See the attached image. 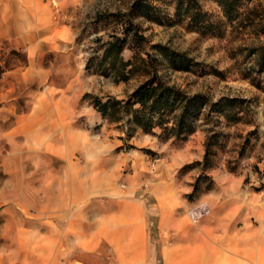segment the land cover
I'll return each mask as SVG.
<instances>
[{
	"label": "crops",
	"instance_id": "obj_1",
	"mask_svg": "<svg viewBox=\"0 0 264 264\" xmlns=\"http://www.w3.org/2000/svg\"><path fill=\"white\" fill-rule=\"evenodd\" d=\"M60 37L46 0H0V39L28 60L12 72L40 77L28 110L16 112L14 105V123L5 131L0 122V145L4 135L14 142V168L42 157L49 170L41 180L43 207L32 214L43 218L41 233L34 219L0 224V233H18L0 239V264H264V195L240 193L234 203L221 192L206 194L211 212L192 224L183 196L192 185L173 171L194 158L174 150L152 159L139 150L153 147L150 138H126L92 106L77 107L73 84L49 82V69L39 60L35 66V57ZM84 118L100 128H88Z\"/></svg>",
	"mask_w": 264,
	"mask_h": 264
},
{
	"label": "rangeland",
	"instance_id": "obj_2",
	"mask_svg": "<svg viewBox=\"0 0 264 264\" xmlns=\"http://www.w3.org/2000/svg\"><path fill=\"white\" fill-rule=\"evenodd\" d=\"M46 1L62 37L54 48L36 56L35 64L39 60L49 69L48 81L52 84L75 86V96L80 98L78 108L85 111L93 107V96L125 98L142 82L143 78L138 76L115 82L111 76L97 73L94 65L86 68L91 59L94 62L102 54L103 45L112 34L122 32L128 18L143 38L140 44L131 42L124 48L126 59L132 56L135 49L155 53L154 45H164L185 54L190 63L188 70L160 65L158 69L169 83L190 94L204 95L208 103L228 96L242 99L249 105L251 111L246 119L250 121L233 123L213 115L211 122L207 123L201 118L195 130L180 140H164L157 129L156 134L141 129L134 133L151 139L153 147L139 150L152 159L164 158L165 154L174 150H183L194 158L173 171L180 183H191L192 190L197 184V192L192 193L191 190L183 195L189 204L187 211L198 202L207 203L212 209L204 197L214 191L221 192L220 198L234 203L241 197L240 193L255 191L264 195V70L257 56L259 47L264 45V34L261 33L264 0H259L262 7L256 18L245 10L241 20L224 24L221 35L202 34L191 29L186 22H177L170 0H151L158 8L160 21L135 13L132 8L136 0ZM199 1L213 19L223 18L216 0ZM252 6L253 3L249 4V7ZM27 62L26 52L12 48L8 40L0 39V113H3L0 122L4 131L14 123V105L16 112L28 110L30 98L38 89L40 77L36 72H30L27 78L22 79L12 72V69H23ZM82 122L90 129L101 126L100 122L89 123L85 118ZM256 124L258 129L253 131ZM209 127H214L218 135L211 148L212 166L204 168L199 162L203 160L206 139L212 134ZM23 164L22 168H14V142L4 135L0 145V211H6L0 215V224H26L34 219L40 225L39 234L43 218L32 214L43 207L41 180L49 170L45 168L42 157ZM225 176L234 177L239 184L225 180ZM27 177L31 182L27 181ZM215 202L219 203V200ZM0 234V239L6 242L13 237L15 240L18 233L11 228H3Z\"/></svg>",
	"mask_w": 264,
	"mask_h": 264
},
{
	"label": "trees",
	"instance_id": "obj_3",
	"mask_svg": "<svg viewBox=\"0 0 264 264\" xmlns=\"http://www.w3.org/2000/svg\"><path fill=\"white\" fill-rule=\"evenodd\" d=\"M170 1L177 22H186L191 29L211 35H221L224 32V24L241 20L245 10L251 12L252 18H256L262 7L259 0H216L223 18L215 20L212 14L202 8L199 0ZM252 3L253 6L249 7ZM132 10L148 19L160 21L158 8L151 0H136ZM128 21L121 33L112 34L104 43L102 54L97 56L94 62L91 59L86 68L94 65L97 73L111 76L115 82L127 81L135 76L142 77L143 80L125 98L110 95L93 96L92 105L99 112V117L122 129L126 138H131L137 129L152 134H156L157 129L159 136L164 140L184 138L195 130L199 119L210 123L213 115L233 123L250 121L246 119L251 111L250 107L242 99L226 96L208 103L204 95L190 94L163 78L158 69L160 65L177 70L190 68L189 59L185 54L156 44L155 53L135 49L132 56L126 59L123 56L124 48L131 42L140 44L143 38ZM261 33L264 34V25ZM257 56L261 69L264 70V45L259 47ZM257 129L258 124L253 131ZM208 130L212 131V134L206 139L203 160L199 162L204 168L212 166L211 148L216 143L215 138L218 135L214 127H209ZM197 189L195 183L192 193L197 192Z\"/></svg>",
	"mask_w": 264,
	"mask_h": 264
},
{
	"label": "built area",
	"instance_id": "obj_4",
	"mask_svg": "<svg viewBox=\"0 0 264 264\" xmlns=\"http://www.w3.org/2000/svg\"><path fill=\"white\" fill-rule=\"evenodd\" d=\"M210 212L211 208L207 203L198 202L188 209L187 215L192 224H197Z\"/></svg>",
	"mask_w": 264,
	"mask_h": 264
}]
</instances>
